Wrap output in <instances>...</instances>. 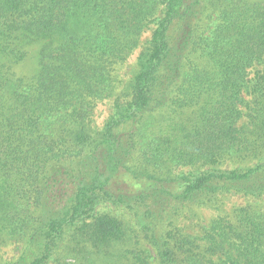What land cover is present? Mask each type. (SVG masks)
Wrapping results in <instances>:
<instances>
[{"label": "trees", "instance_id": "trees-1", "mask_svg": "<svg viewBox=\"0 0 264 264\" xmlns=\"http://www.w3.org/2000/svg\"><path fill=\"white\" fill-rule=\"evenodd\" d=\"M0 236V264H264V0H0Z\"/></svg>", "mask_w": 264, "mask_h": 264}, {"label": "rangeland", "instance_id": "rangeland-1", "mask_svg": "<svg viewBox=\"0 0 264 264\" xmlns=\"http://www.w3.org/2000/svg\"><path fill=\"white\" fill-rule=\"evenodd\" d=\"M141 39V47L132 55L129 62L126 64L124 71L128 72L130 75L133 72V65L136 62L138 56L143 51V49L147 46L148 41L151 37V30L146 31ZM40 47L39 43H35L31 45L28 48L29 55L22 65H18L15 67V71L19 73V75L29 76L33 75L35 73L37 66V60H36V54ZM108 104L102 103L101 106L98 107L97 117L99 121H104L108 114L110 113ZM256 161L251 162V164H255ZM253 201V200H252ZM249 200L247 196H245L242 193H237L235 191H232L228 194H224L220 198V202L224 203V211L226 213L231 214L233 216V210L236 207L246 206L249 204V202H252ZM254 202V201H253ZM219 213V210L216 208H204L199 211V219L192 218L188 222H185L189 228H192L193 230L197 229V223L198 220L202 223L201 225H207L212 219L215 218V216ZM193 226V227H192ZM19 254V244L6 236H0V261L12 259L15 256Z\"/></svg>", "mask_w": 264, "mask_h": 264}]
</instances>
